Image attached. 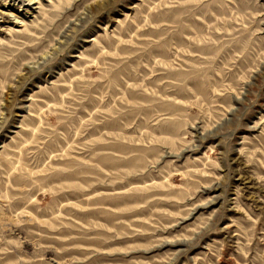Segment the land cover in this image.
Here are the masks:
<instances>
[{
	"label": "rangeland",
	"instance_id": "374dc122",
	"mask_svg": "<svg viewBox=\"0 0 264 264\" xmlns=\"http://www.w3.org/2000/svg\"><path fill=\"white\" fill-rule=\"evenodd\" d=\"M0 264H264V0H0Z\"/></svg>",
	"mask_w": 264,
	"mask_h": 264
},
{
	"label": "bare ground",
	"instance_id": "6f19581e",
	"mask_svg": "<svg viewBox=\"0 0 264 264\" xmlns=\"http://www.w3.org/2000/svg\"><path fill=\"white\" fill-rule=\"evenodd\" d=\"M35 4V3H34Z\"/></svg>",
	"mask_w": 264,
	"mask_h": 264
}]
</instances>
